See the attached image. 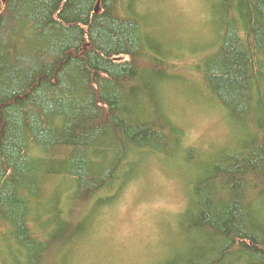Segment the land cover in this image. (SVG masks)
<instances>
[{"label": "trees", "instance_id": "obj_1", "mask_svg": "<svg viewBox=\"0 0 264 264\" xmlns=\"http://www.w3.org/2000/svg\"><path fill=\"white\" fill-rule=\"evenodd\" d=\"M140 11L0 0V264H65L95 213L177 157L186 196L165 264H264V0H214L220 31L199 54ZM172 87L204 89L235 134L203 165Z\"/></svg>", "mask_w": 264, "mask_h": 264}, {"label": "rangeland", "instance_id": "obj_2", "mask_svg": "<svg viewBox=\"0 0 264 264\" xmlns=\"http://www.w3.org/2000/svg\"><path fill=\"white\" fill-rule=\"evenodd\" d=\"M137 1L152 28L168 44L179 42V49L184 48L186 53L209 51L217 40L220 29L212 18L214 0ZM174 47L177 52L176 43L171 45ZM186 59L179 66L183 71L192 64L193 56L187 55ZM182 89L172 87L169 91L172 112L185 130L184 143L197 148L203 165L231 145L235 134L224 112L204 96L207 94L204 89L202 94ZM204 156L209 157L203 159ZM180 158L171 164L156 163L113 206H103L99 214L95 213L87 222L92 227L89 236L65 264H165L169 261L174 256L176 228L186 196V164Z\"/></svg>", "mask_w": 264, "mask_h": 264}]
</instances>
